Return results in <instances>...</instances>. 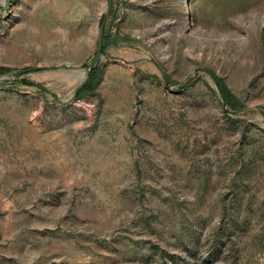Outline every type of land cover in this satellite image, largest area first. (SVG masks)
Returning a JSON list of instances; mask_svg holds the SVG:
<instances>
[{"label": "rangeland", "instance_id": "obj_1", "mask_svg": "<svg viewBox=\"0 0 264 264\" xmlns=\"http://www.w3.org/2000/svg\"><path fill=\"white\" fill-rule=\"evenodd\" d=\"M35 1L0 0V264H264V0H112L83 98L107 0Z\"/></svg>", "mask_w": 264, "mask_h": 264}, {"label": "trees", "instance_id": "obj_2", "mask_svg": "<svg viewBox=\"0 0 264 264\" xmlns=\"http://www.w3.org/2000/svg\"><path fill=\"white\" fill-rule=\"evenodd\" d=\"M105 38H106V33L104 31L103 50L105 46L104 44ZM213 77L216 80L223 103L233 106L235 103L234 101L236 100L233 93L228 89V87L222 82V80L219 77L215 75ZM98 79H99V67L97 63L92 69L88 70L85 81L77 88L75 92V97L83 98L87 93L93 91L96 87Z\"/></svg>", "mask_w": 264, "mask_h": 264}, {"label": "water", "instance_id": "obj_3", "mask_svg": "<svg viewBox=\"0 0 264 264\" xmlns=\"http://www.w3.org/2000/svg\"><path fill=\"white\" fill-rule=\"evenodd\" d=\"M11 0H4V7L7 8ZM112 6V0H107V7L104 13V16L98 26L97 30V36H96V48H95V53L93 57L90 59L88 62V70L92 69L99 61L100 57L102 56L103 53V36H104V29H105V24L107 21V18L109 16L110 10ZM27 69L19 70L14 72V75L17 76L23 72H25Z\"/></svg>", "mask_w": 264, "mask_h": 264}, {"label": "crops", "instance_id": "obj_4", "mask_svg": "<svg viewBox=\"0 0 264 264\" xmlns=\"http://www.w3.org/2000/svg\"><path fill=\"white\" fill-rule=\"evenodd\" d=\"M43 2H47V0H36L34 3V9L35 11L37 10H42V6H43ZM70 7L73 11L72 14H68L69 17V21L73 24L78 25L80 24H84V20H85V0H73V3L70 4ZM39 15H43V14H39ZM47 15V14H45Z\"/></svg>", "mask_w": 264, "mask_h": 264}]
</instances>
